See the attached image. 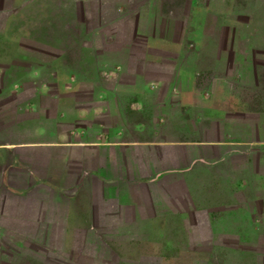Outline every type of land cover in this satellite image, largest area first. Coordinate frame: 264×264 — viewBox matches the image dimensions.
I'll return each instance as SVG.
<instances>
[{"label":"crops","instance_id":"obj_1","mask_svg":"<svg viewBox=\"0 0 264 264\" xmlns=\"http://www.w3.org/2000/svg\"><path fill=\"white\" fill-rule=\"evenodd\" d=\"M193 5L230 20V4ZM7 18L0 264H264V110L229 82L242 49L200 31L188 65V49L173 47L182 38L149 33L143 15L129 41L128 54H141L131 80L117 78L127 69L117 58L97 79L55 57L52 78L29 87L23 27L17 35ZM207 53L225 61V74L205 85L200 72L215 67ZM173 54L183 61L172 70L151 67Z\"/></svg>","mask_w":264,"mask_h":264},{"label":"rangeland","instance_id":"obj_2","mask_svg":"<svg viewBox=\"0 0 264 264\" xmlns=\"http://www.w3.org/2000/svg\"><path fill=\"white\" fill-rule=\"evenodd\" d=\"M119 1L121 7L116 8ZM213 3L217 4L216 10H225L230 4L229 21L220 12L198 11L193 5ZM0 15L9 16L8 25L17 35L19 26L23 27V78L29 87L35 79L52 78L51 62L55 57H63L76 77L97 79L103 78L101 63H112L117 58L127 63V69L117 78L131 80L132 68L141 63V54H128L129 41L144 15L149 33L182 38V43L173 47L188 49L184 55L188 65L196 63L200 31L214 38L221 33L225 36L223 46L242 49L236 59L245 64L233 69L235 76L229 77L230 85L249 99L253 108L264 110V0H0ZM110 33L121 37L106 42L103 34ZM207 41V48L218 45L216 40ZM133 42L136 52L143 51L146 39L139 36ZM120 48V55L112 53ZM208 53L203 63H213L215 67L200 72L205 85L225 74V61H214ZM165 60L151 67L172 70L175 63L183 61L176 54ZM240 78L246 80L244 84Z\"/></svg>","mask_w":264,"mask_h":264}]
</instances>
